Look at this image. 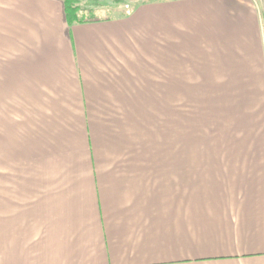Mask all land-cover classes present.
<instances>
[{
    "label": "crops",
    "instance_id": "1",
    "mask_svg": "<svg viewBox=\"0 0 264 264\" xmlns=\"http://www.w3.org/2000/svg\"><path fill=\"white\" fill-rule=\"evenodd\" d=\"M170 3L113 26L70 24L63 0H0V104L29 122L0 131L28 184L0 200L11 264H264V0ZM170 19L182 38L173 70L195 76L184 88L164 64L119 58L130 23L156 38ZM180 97L199 116L188 152Z\"/></svg>",
    "mask_w": 264,
    "mask_h": 264
},
{
    "label": "rangeland",
    "instance_id": "2",
    "mask_svg": "<svg viewBox=\"0 0 264 264\" xmlns=\"http://www.w3.org/2000/svg\"><path fill=\"white\" fill-rule=\"evenodd\" d=\"M74 1V0H73ZM172 1L176 0H75V3L81 7V14H83L85 17L90 18L93 17L95 19H100V20H110L111 24L114 25H119L122 19H128L129 15L134 14L139 8H141L143 5H148L151 8V5H153V8L156 9L157 7L163 5V3H170ZM163 2V3H162ZM171 4V3H170ZM167 6V7H166ZM164 10L165 9H170V6L168 4L164 5ZM171 10V9H170ZM172 13L170 12L168 15H166V20ZM147 19L145 20L146 23H149L150 21L155 22L157 20V16L154 14L152 16H147ZM94 19H92L93 21ZM143 22H132L130 23L133 28H130V30H138L137 33H133L132 35L130 34L129 40H126V42L123 43L124 47V53L123 55L119 56L120 60L123 61L124 63H127L130 61V63L134 64L137 66L140 70H148L151 67L156 68L159 66L163 67V64L165 65V69L167 72L166 77L171 78L172 75L178 76L180 75L182 78V87L186 86L185 82L188 80L190 81V78L194 79L195 76L190 72V67L187 64L185 68H183L180 71H177L176 69L173 70V60L177 57L174 56L173 50L178 47L181 42L179 39H182L179 36L174 37L173 35V30H171V19L167 23V28L164 34H158L155 38L156 32L154 33L153 38L147 36L146 32V23ZM140 23V26H136ZM136 26V27H135ZM181 32H187V29L182 28ZM149 40V41H148ZM185 43L186 41L183 40ZM165 50L164 52V58L162 57V53L158 52L159 49ZM144 52H147L149 54L150 52V57L145 55ZM159 57V59H158ZM174 57V59H173ZM154 60H159L156 61L158 62L157 65H150V62ZM178 62L179 60L176 59ZM110 66H113V64H110ZM169 69V71H168ZM191 73V75H190ZM152 76H155L153 74ZM191 76V77H190ZM143 78V77H142ZM144 79V78H143ZM147 80L144 79L142 83H145ZM166 82L169 85V87L166 88V99L163 96H159V98L162 101V108L163 110V120H164V125H165V131H166V136L168 135L169 128L172 130L171 133V139L176 140V131L177 127L173 130V122H174V114H172V105L171 102L173 101V84L171 80H166ZM184 82V83H183ZM180 100L182 102L181 106V121H180V133H181V147L179 149V152H188L190 149V140L187 138L189 128L191 124L196 123L197 128H198V119L199 116L196 114L193 109L194 105L188 106L187 102L185 101V98L180 97ZM0 101H2V98L0 97ZM196 107V106H195ZM6 109L5 105L0 104V131H4L7 133H12V131H8L7 127L11 124V120H16V123L18 125L20 124V127H25L29 122H24L25 116L23 113H15V114H8L5 113L4 110ZM180 109V107H179ZM8 118H7V116ZM160 115V113H159ZM202 130L194 131L193 134L195 136L193 137V145L197 144L198 137L200 139V136H203ZM190 137V136H189ZM172 145H171V144ZM165 139L164 140V146L165 152H172V149L177 152V144H173V142ZM8 150L6 146H4V142L1 139L0 143V200L2 198V194L6 195V198H10L12 196H21L23 192L21 193V190H27L28 184L25 182L20 176L22 172L26 170V166L22 165L17 168H14L12 164L9 162L8 164L6 163V156L8 154ZM6 213H11V211L6 212ZM9 220L4 219L3 221L0 220V225L4 224L5 226H8ZM8 241L5 240V243ZM3 239L1 238L0 235V263L1 264H11L10 259H11V249H12V241L11 243H8L5 245ZM11 244V247H8V245ZM8 261L6 263L5 261Z\"/></svg>",
    "mask_w": 264,
    "mask_h": 264
},
{
    "label": "trees",
    "instance_id": "3",
    "mask_svg": "<svg viewBox=\"0 0 264 264\" xmlns=\"http://www.w3.org/2000/svg\"><path fill=\"white\" fill-rule=\"evenodd\" d=\"M65 4V12L67 15L68 22L72 23H84L95 19L93 17L87 18L81 14V7L75 3V0H63Z\"/></svg>",
    "mask_w": 264,
    "mask_h": 264
}]
</instances>
